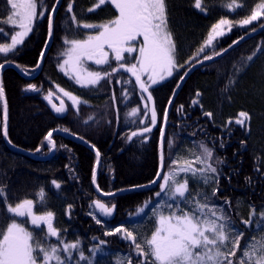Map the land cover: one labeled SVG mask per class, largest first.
<instances>
[{"label": "trees", "instance_id": "obj_1", "mask_svg": "<svg viewBox=\"0 0 264 264\" xmlns=\"http://www.w3.org/2000/svg\"><path fill=\"white\" fill-rule=\"evenodd\" d=\"M54 2L47 0L49 6ZM193 2L167 0L169 29L173 33L181 64L197 54L212 24L221 18L234 21L244 18L259 0H244L246 7L235 12L224 6L228 0H205L206 13L196 9ZM66 3L67 0H61L59 4L55 18L58 26L38 72L39 54L44 49L47 32L45 20L36 22L33 33L25 38L24 44L18 47L15 54H0V63L10 65L1 72V81L8 104V138L18 150L15 152L10 149L0 132V184L7 186V198L11 203L29 198L34 200L36 213L52 211L53 223L61 230L64 239L71 242L79 240L85 255L91 257V247L98 245L100 251L93 257L92 264H118L125 257L134 256L130 242L123 240L119 234L105 236L104 232L123 225L134 229L138 238H141L150 236L154 230L155 222L150 217L158 201L154 193L159 188L151 186L150 181L159 170L162 114L180 77L192 66L185 64L172 77L152 89L158 123L145 137H133L129 141L127 137L131 132L149 125L150 119L144 112L138 89L131 84L116 83L117 78L129 79V74L119 73L113 77L111 84L102 81V86L97 88H83L58 69L63 59ZM92 4V0H76L74 8L78 18L100 23L114 16L108 4L94 12H87ZM6 14V0H0V16ZM262 23L264 20L246 27L234 25L231 31L218 37L212 47L206 48L205 53L198 56L202 60L204 54L223 52L239 39L256 33L220 59L192 72L181 84L169 109L163 150L164 172L179 167L182 158L189 160L199 155L201 143L213 150V164L219 172V184L216 197H211V200L218 207L227 209L238 228L246 232L245 238L241 240L242 246L252 231L245 229L239 223L240 220L249 218L252 207L257 209V213L264 210ZM4 27L12 31L10 26ZM253 28L256 30L252 31ZM84 31L81 29V32ZM249 55H253L252 61H247ZM193 64L197 62L193 61ZM245 64L248 65L246 68L243 67ZM88 66L97 67L92 64ZM238 69H241L239 73ZM230 78L235 83L230 84ZM130 79L134 81V78ZM29 85H35L37 90H29ZM57 86L87 103L74 109L59 93ZM122 88L128 89L127 97L122 94ZM49 92L52 93L51 97L65 102L68 113L64 118L57 119L49 111L45 99ZM113 95L117 97L115 103ZM194 100L198 102L194 104ZM181 106L183 110L178 111ZM134 108L138 109L136 116L131 114ZM241 111L250 116V120L246 121L247 130L235 123ZM205 112H211V118L204 115ZM49 131L54 133L52 139L56 147L53 156L45 158L50 153V146L45 140ZM73 137L81 139L100 153L97 189L92 179L96 156ZM168 142H171V147H168ZM217 158L224 163L216 164ZM173 161H179V164H173ZM248 178H251V183ZM53 180L61 185L59 189L52 183ZM138 185L149 186L136 187ZM190 187H198L211 195L210 185H193L190 180ZM41 189L45 192L44 204L40 203L37 196ZM123 191L127 193L109 199H102L98 195ZM96 200L107 206L116 205L112 220L102 221L101 224L95 222L93 217H98L93 202ZM225 200L230 203L225 204ZM147 201L145 213L131 217ZM5 215L4 206L0 203V217ZM101 241L105 243L100 244Z\"/></svg>", "mask_w": 264, "mask_h": 264}, {"label": "snow or ice", "instance_id": "obj_2", "mask_svg": "<svg viewBox=\"0 0 264 264\" xmlns=\"http://www.w3.org/2000/svg\"><path fill=\"white\" fill-rule=\"evenodd\" d=\"M60 3L61 0H55L49 6L47 0H6L7 14L0 16V54L5 56L9 53L15 54L18 46L23 45L25 38L33 33L39 20L46 21L47 32L44 43L46 49L49 41L54 38V31L58 26L55 18L58 14L57 5ZM75 3L76 0H67L65 6L66 18L63 24L66 34L62 37L64 48L61 53L63 60L58 66L69 79L83 88H97L102 86V81L111 84L113 77H117L121 72L134 78V81L130 78H117L116 83L131 84L134 88H138L141 99L145 101L144 112L146 114L150 111L151 114L150 126L146 125L139 131H132L127 137L129 141L133 137H145V134L151 133L158 123L153 93L150 91L153 86L172 77L174 72L185 64L194 67L193 61L203 63L222 55L221 52H214L211 55L204 54L202 60L198 59L201 53H205L206 48L212 47L213 42L225 35L226 31H231L234 25L246 27L264 20V0H259L242 19L235 21L228 18L219 19L211 25L206 40L197 54L181 64L173 33L169 29L167 0H94L87 12H94L110 4L118 13L114 18L102 23L87 22L78 18L74 8ZM193 6L203 13L208 11L205 0H194ZM224 6L233 12L246 7L244 0H228ZM5 25L10 26L12 31H7ZM260 27H264V23L260 24ZM81 29L86 31L81 32ZM44 49L39 54L40 60L44 59ZM252 60L253 55H249L247 61ZM88 62L97 67L90 68ZM247 66V64L243 65L244 68ZM4 67L5 64L0 63V69ZM240 71L241 69L237 70L238 73ZM184 75H187V72ZM180 79L182 80L183 76ZM229 82L235 83L231 78ZM29 90L37 89L35 85H29ZM58 91L71 100L74 108L87 103L62 88ZM122 94L127 97L128 89L122 88ZM199 95L200 93L197 92V96ZM51 96L52 93L49 92L45 97L50 104H52ZM116 99L117 97L113 95V103ZM197 102L193 101L194 104ZM0 105H2L0 132L4 139L15 147L8 138V104L2 81H0ZM52 108L58 114L66 111L63 101L59 106L52 104ZM182 110L183 106L178 109V111ZM137 113L138 109L134 108L131 114L136 116ZM162 115L163 124L166 126L167 110H164ZM204 115L211 118L212 113L205 112ZM249 120V114L241 111L235 123L246 127L247 130L246 121ZM159 131L161 172H164L163 150L166 141L164 127H160ZM52 136L53 133L49 131L45 140L51 149H55L56 144ZM171 146V142H168V147ZM199 147L200 154L194 159L185 161L183 166L164 172L163 175L158 172L150 181V185L159 188V191L154 193L158 201L151 212L150 218L154 219L155 227L150 236L138 238L134 229L130 230L123 225L104 232L105 236L119 234L123 240L130 242L134 256L129 255L118 264H264V235L260 234L264 232V210L257 213V209L252 207L249 218L240 220L239 223L244 225L245 229L252 231V235L242 246L241 240L245 238L246 232L238 228L227 209L218 207L211 200V197H216L219 184V172L213 164V150L203 143ZM96 156L97 159L100 156L98 151ZM215 163L224 162L217 158ZM173 164H179V161H173ZM256 171L259 172L260 169L257 168ZM190 179L193 185L212 186L211 195L199 190L198 187H190ZM248 182L251 183V178H248ZM52 183L57 189L61 187L55 180ZM93 183H95V172H93ZM147 186L149 185L136 187ZM6 187L0 184V203L6 211V215L0 217V264H80V262L92 264L91 258L82 250L79 240L74 242L65 240L61 230L54 227L52 211L37 214L34 211V200L29 198H24L15 204L11 203L7 198ZM104 195L110 196L114 193L109 192ZM37 196L40 203L44 204L43 189ZM93 203L104 217H111L116 208L115 204L107 206L100 200ZM224 203L230 202L225 200ZM147 207V203L140 207L137 215L144 214ZM93 218L97 224L102 223L100 219ZM29 221L33 226L32 230L25 227ZM52 238L58 243L50 242ZM103 243L105 242L101 241V244ZM92 251L95 253L99 249L94 248Z\"/></svg>", "mask_w": 264, "mask_h": 264}, {"label": "water", "instance_id": "obj_3", "mask_svg": "<svg viewBox=\"0 0 264 264\" xmlns=\"http://www.w3.org/2000/svg\"><path fill=\"white\" fill-rule=\"evenodd\" d=\"M58 7H59V5H57V8H58ZM263 28H264V27H262L261 30H262ZM255 34H256V33H250L249 35H246L245 37L239 39V40H238V43H237V41L234 42L231 46H229V47L227 48V51L224 50L223 52H221L222 55L214 57L213 60H211V61H204L203 63H197V64H195L194 67H191L190 69H188V71H186V72H187V75H183V79L180 80L179 84H178L177 87H176L175 92L173 93V95H172V97H171V99H170L171 103H169L168 106H167V109H166V110H167V119H168V113H169L170 106H171L172 101L174 100V98H175V96H176V93H177L178 89L180 88L181 84L185 81V79H186V78H187L192 72H194L195 70L201 68V67L204 66L206 63H212V62H214V61L220 59L221 57H223L224 55H226L230 50H232L233 48H235L237 45L241 44V43L244 42L245 40L251 38V37H252L253 35H255ZM50 43H51V40L49 41V45H50ZM48 48H49V46H48L46 49H44L45 54H46ZM41 62H42V60L39 59V62H38L39 66L36 68V71H37V72H38V70H39V68H40ZM7 67H10V65H5V67H4L3 69H0V81H1V72H2L5 68H7ZM50 99H51V101H52V104H56L57 106H59V105H60V102L62 101L61 99H59V98H57V97H52V98H50ZM46 104H47V107L49 108V111L51 112V114H52L55 118H57V119H62V118H64V117L67 115V113H68V110H67L66 105H65V107H66V111H65V113H63V114H58V113H56V112L53 110V108H52V104L49 103V100L46 101ZM64 104H65V103H64ZM166 125H167V124H166ZM162 126L164 127V130H165V129H166V126H164V124H163V120H162V125H161V127H162ZM53 134H54V133H53ZM70 137H71V136H70ZM73 138H74L75 140H77V141L83 143L84 145H86V146H87V147H88V148H89V149L95 154V156H96V152H97V151H96L93 147L89 146L88 144H86L84 141H82V140L79 139V138H76V137H73ZM5 141H6V140H5ZM6 144H7L8 147H9L10 149H12L13 151H15V152L18 151V150L15 149L13 146H11L7 141H6ZM37 153H39V151H37ZM159 153H160V155H161L160 146H159ZM53 154H54V149H51V148H50V153H49L45 158H50V157L53 156ZM99 161H100V158L97 159V156H96V163H95L94 170H93V172H95V183H93V185H94V187H95L96 189H97V187H96V177H97V174H98ZM158 172H161V159H160V164H159V170H158ZM161 174H162V172H161ZM158 182H159V181H158ZM158 182H157V183H158ZM151 186H152V185H151ZM98 193H99V192H98ZM124 193H127V192H126V191L118 192V193H114V195H110V196H109V195H103V194H101V193H99L98 195H99V197L102 198V199H109V198H113V197H116V196L121 195V194H124ZM93 206H94V211H95V213H96V214H97L102 220H104V221H110V220H112V218L114 217L115 210H114V213H113V215H112L111 217H104L103 214L100 212V210L97 209V208L95 207V204H94Z\"/></svg>", "mask_w": 264, "mask_h": 264}, {"label": "rangeland", "instance_id": "obj_4", "mask_svg": "<svg viewBox=\"0 0 264 264\" xmlns=\"http://www.w3.org/2000/svg\"><path fill=\"white\" fill-rule=\"evenodd\" d=\"M92 2L94 3V0H92ZM193 4H194V2H193ZM93 5V4H92ZM110 5V4H109ZM105 6V5H104ZM111 6V5H110ZM114 9V8H113ZM111 11L113 12V17L112 18H114L116 15H118V13L116 12H114L112 9H111ZM116 11V10H115ZM112 18H110V19H112ZM110 19H108V20H110ZM102 21V20H101ZM100 23H102V22H100ZM86 31V30H85ZM10 42V41H9ZM19 47V46H18ZM135 55V54H134ZM63 60V59H62ZM62 62V61H61ZM88 65H91V62H88ZM59 69V71L63 74V75H65V73L64 72H62L61 70H60V68H58ZM66 76V75H65ZM66 77H68V76H66ZM69 78V77H68ZM169 79V78H168ZM167 79V80H168ZM166 81V80H165ZM165 81H163V82H165ZM163 82H161L160 84H162ZM159 85V84H158ZM158 85H155V86H153V88L154 87H156V86H158ZM152 88V89H153ZM57 89H61L59 86H57ZM138 89V88H137ZM152 89H150V91H152ZM176 90V89H175ZM64 91H66V90H64ZM138 91H139V89H138ZM175 92V91H174ZM59 93L62 95V97L66 100V101H68L71 105H72V102H71V100L68 98V97H66V96H64L63 95V93L62 92H60L59 91ZM140 93V92H139ZM72 94V93H71ZM177 94V93H176ZM74 95V94H73ZM140 97H141V94H140ZM141 102H142V105H143V107H144V104H145V101L144 100H142L141 99ZM73 107V106H72ZM150 107H151V104H150ZM74 108V107H73ZM74 109H76V108H74ZM148 114H149V116H150V111L148 112ZM160 127H161V125H160ZM195 158V157H194ZM194 158H190L189 160H191V159H194ZM182 161H181V165L179 166V167H181V166H183V163L185 162V161H188L187 159H181ZM197 167H199V165H196ZM178 166H175V168H177ZM170 169H167L165 172H167V171H169ZM162 175V174H161ZM183 176V174H181V177ZM93 179V178H92ZM191 180V179H190ZM192 182V181H191ZM202 185V184H201ZM159 191V190H158ZM148 204L149 203V201H147V202H145L143 205H141L140 207H143L145 204ZM139 207V208H140ZM139 208H137V210H136V212L134 213V214H132L131 215V217H133V218H135V217H137V216H139V215H137V213H138V210H139ZM95 212V211H94ZM259 213V212H258ZM37 214H42V213H37ZM115 214V213H114ZM249 214H250V212H249ZM95 215L98 217V219H100L101 221H103V222H106V221H104V220H102L96 213H95ZM19 219H27V218H19ZM25 227H27L29 230H32V228H33V226L30 224V221L25 225ZM43 227V226H42ZM54 227H55V225H54ZM45 230H46V228H45ZM261 235H264V232H261L260 233ZM51 240H53V242L52 243H58L57 241H56V239L55 238H52ZM69 242H71V241H69ZM74 242V241H73ZM100 244H101V242H100ZM99 249V251H100V247L98 246V245H94V246H92L91 247V250H90V252H91V254H90V258H91V260L93 259V257L99 252V251H96L95 253H93V251H92V249ZM86 256H88V255H86ZM89 257V256H88ZM82 262H80V264H81Z\"/></svg>", "mask_w": 264, "mask_h": 264}, {"label": "flooded vegetation", "instance_id": "obj_5", "mask_svg": "<svg viewBox=\"0 0 264 264\" xmlns=\"http://www.w3.org/2000/svg\"><path fill=\"white\" fill-rule=\"evenodd\" d=\"M109 5V4H108ZM112 10H113V7L111 6ZM114 12L116 13L115 9H114Z\"/></svg>", "mask_w": 264, "mask_h": 264}, {"label": "bare ground", "instance_id": "obj_6", "mask_svg": "<svg viewBox=\"0 0 264 264\" xmlns=\"http://www.w3.org/2000/svg\"><path fill=\"white\" fill-rule=\"evenodd\" d=\"M147 115H149L148 112H147Z\"/></svg>", "mask_w": 264, "mask_h": 264}]
</instances>
